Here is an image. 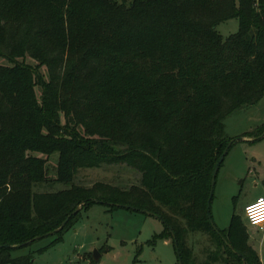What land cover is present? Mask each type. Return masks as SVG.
Here are the masks:
<instances>
[{
	"label": "trees",
	"instance_id": "16d2710c",
	"mask_svg": "<svg viewBox=\"0 0 264 264\" xmlns=\"http://www.w3.org/2000/svg\"><path fill=\"white\" fill-rule=\"evenodd\" d=\"M232 19L238 31L223 39L216 28ZM0 58V264H31L11 253L82 205L51 236L58 244L94 200L158 215L155 238L171 230L182 264H261L240 216L219 231L225 243L207 202L232 140L224 121L264 96V0H0ZM107 164L138 183L73 184ZM50 182L70 187L34 190ZM189 234L207 239L202 260Z\"/></svg>",
	"mask_w": 264,
	"mask_h": 264
},
{
	"label": "rangeland",
	"instance_id": "374dc122",
	"mask_svg": "<svg viewBox=\"0 0 264 264\" xmlns=\"http://www.w3.org/2000/svg\"><path fill=\"white\" fill-rule=\"evenodd\" d=\"M238 21L232 19L219 24L217 32L226 39L238 31ZM25 62L35 66V62ZM0 64L8 63L0 58ZM37 97L40 90L36 89ZM264 124V96L255 105L235 112L224 121V134L236 140L253 133ZM235 142L221 164L215 180L210 203V216L219 231L226 230L232 214L240 216L246 227L248 243L254 246L261 264H264V231L249 227L244 220L243 208L264 196V139L242 138ZM57 155L48 161L49 177H54ZM139 181L136 171L121 164H107L100 168L79 169L73 184L89 187L95 182L128 188ZM59 183L35 187L39 192H57L69 188ZM264 226V225H263ZM164 231L163 223L154 216L125 208L111 210L104 204H94L82 212L72 228L63 233L62 241L51 243L48 237L27 248L11 253L12 258L32 255L31 264H177L172 239L155 238ZM188 246L202 260V248L208 241L200 234H189ZM46 251H37L48 247ZM97 253L98 260L93 255Z\"/></svg>",
	"mask_w": 264,
	"mask_h": 264
},
{
	"label": "water",
	"instance_id": "95a60500",
	"mask_svg": "<svg viewBox=\"0 0 264 264\" xmlns=\"http://www.w3.org/2000/svg\"><path fill=\"white\" fill-rule=\"evenodd\" d=\"M263 137H264V133H263L262 135H260L258 138L254 139V140H255V141H257V140H261ZM239 140H243V139L239 138V139H236V140H231V141L227 144V146H226V148L224 149L223 153L220 155V157H219V159H218V161H217V163H216V165H215V167H214V169H213L212 176H211L210 190H209V197H208V202H207V218H208V221H209V223H210V225H211L212 230H213L218 236H220V237H221V234H220L219 230L215 227V225L213 224V221L211 220V216H210V203H211V199H212V197H213V191H214V187H215V180H216V176H217V173H218V171H219V168H220V166H221L223 160L225 159V157H226V155H227V153H228V150H229V148L231 147V145H232L233 143L239 141ZM93 202H94L95 204H103V202H101V201H96V200H94ZM81 206H82V205L78 206V207H77V208H76V209H75V210H74V211H73V212H72V213H71V214H70V215H69V216L63 221V222H62L61 226H60L58 229H56V230L53 231V232H49V233L44 234V235H42V236L36 237L32 242H36V241H39V240H41V239H44V238H47V237H51V236H53L54 234L60 232V231L64 228V226L68 223V221H69L74 215H76V214L80 211ZM108 206H109V207L114 206V207H117V208H125V209L132 210V211L142 212V213H144V214H146V215L154 216V217H156L157 219H159L162 223H164L163 220H162L158 215H156V214H154V213H152V212L146 211V210H139V209H137V208H133V207H129V206H123V205H119V204H111V203H109ZM169 231H170L171 236H172V239H173V244H174V248H175V251H176V256H177V258H178V264H182V260H181V258H180V252H179V249H178V243H177V240H176V238H175V235L171 232V230H169ZM221 238H222V237H221ZM222 240L225 242V240H224L223 238H222ZM225 243H226V242H225ZM26 244H27V243H26ZM23 246H25V244H24V245H21V246H17V247H15V248H21V247H23ZM5 248H9V247H5ZM233 252H234L235 254H237V255H240L239 253H237V252H235V251H233ZM93 259H94V261H97V260H98V256H97V253H96V252H95L94 255H93ZM242 259H243V257H242Z\"/></svg>",
	"mask_w": 264,
	"mask_h": 264
},
{
	"label": "clouds",
	"instance_id": "9594fccd",
	"mask_svg": "<svg viewBox=\"0 0 264 264\" xmlns=\"http://www.w3.org/2000/svg\"><path fill=\"white\" fill-rule=\"evenodd\" d=\"M250 219L255 223H264V196H262L255 204L247 208Z\"/></svg>",
	"mask_w": 264,
	"mask_h": 264
},
{
	"label": "built area",
	"instance_id": "2783aa9c",
	"mask_svg": "<svg viewBox=\"0 0 264 264\" xmlns=\"http://www.w3.org/2000/svg\"><path fill=\"white\" fill-rule=\"evenodd\" d=\"M260 198H261V197H258V198H256L254 201H252V202L246 204V205L244 206V208H243V214H244V220H245V223H246L247 226H249V227L259 228V230L264 231V226H263L264 223H255V222H253V221L250 219V216H249V214H248V212H247V208H248L250 205L255 204Z\"/></svg>",
	"mask_w": 264,
	"mask_h": 264
},
{
	"label": "crops",
	"instance_id": "0c3cea01",
	"mask_svg": "<svg viewBox=\"0 0 264 264\" xmlns=\"http://www.w3.org/2000/svg\"><path fill=\"white\" fill-rule=\"evenodd\" d=\"M254 250L256 249V248H254V246H251Z\"/></svg>",
	"mask_w": 264,
	"mask_h": 264
}]
</instances>
